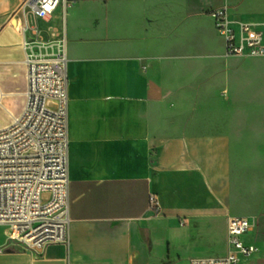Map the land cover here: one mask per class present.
<instances>
[{
  "label": "crops",
  "instance_id": "obj_1",
  "mask_svg": "<svg viewBox=\"0 0 264 264\" xmlns=\"http://www.w3.org/2000/svg\"><path fill=\"white\" fill-rule=\"evenodd\" d=\"M23 1L0 0L1 99L23 101L26 89L19 11L9 18ZM111 4L61 3L38 21L46 42L54 30L67 43L70 241L34 255L0 225V264H190L226 255L229 217L264 225L260 215L234 214L245 93L257 80L240 65L262 58H227L216 29L221 51L199 31L167 48L154 23L136 26L123 10L112 15ZM230 16L264 33V7ZM262 240L245 241L258 251L241 264H264Z\"/></svg>",
  "mask_w": 264,
  "mask_h": 264
},
{
  "label": "built area",
  "instance_id": "obj_2",
  "mask_svg": "<svg viewBox=\"0 0 264 264\" xmlns=\"http://www.w3.org/2000/svg\"><path fill=\"white\" fill-rule=\"evenodd\" d=\"M80 1L25 0L19 10L26 89L19 113L0 127V225L8 228L11 243L34 255L70 241L67 43L56 39L54 30L55 39L46 42L38 21H48L61 3L67 7ZM207 15L224 41L227 58H264V33L256 25H234L228 5ZM150 201L158 210L156 198ZM256 227V218L229 217L226 255L196 258L190 264H241L258 251L243 240Z\"/></svg>",
  "mask_w": 264,
  "mask_h": 264
},
{
  "label": "rangeland",
  "instance_id": "obj_3",
  "mask_svg": "<svg viewBox=\"0 0 264 264\" xmlns=\"http://www.w3.org/2000/svg\"><path fill=\"white\" fill-rule=\"evenodd\" d=\"M117 1H109L112 3V15L115 16L119 10H123L132 20H135L136 26H139L142 20H150L154 23V27H158L157 35L167 38L165 42L167 48L180 41L183 42L193 31H199L215 51L222 50V41L215 32L213 19L207 15L211 8L228 5L229 13H234L237 7L243 9L264 7V0H125L121 6ZM20 2L9 12L10 20L20 10L23 3ZM30 22L33 24L31 17ZM46 40L53 39L46 35ZM240 69L256 73L257 80L247 88L245 93L250 101L243 106V111L249 119L247 127L249 129L246 131L247 143L241 177V196L235 204L234 214L244 216L249 213L264 218V58L244 63L240 65ZM22 103L20 97L11 96L5 99L0 97V127L11 122L12 115L19 113ZM233 110H235L234 107ZM255 126L259 127L258 132L254 131L257 128ZM256 221V231L244 236V241H263L264 225L261 219L256 218Z\"/></svg>",
  "mask_w": 264,
  "mask_h": 264
}]
</instances>
